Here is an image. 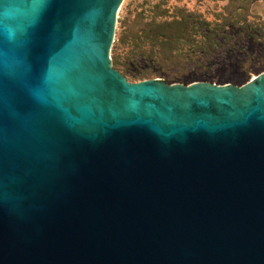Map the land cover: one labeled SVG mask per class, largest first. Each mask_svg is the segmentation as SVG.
Wrapping results in <instances>:
<instances>
[{
  "label": "water",
  "instance_id": "95a60500",
  "mask_svg": "<svg viewBox=\"0 0 264 264\" xmlns=\"http://www.w3.org/2000/svg\"><path fill=\"white\" fill-rule=\"evenodd\" d=\"M125 0H0V264H264V72L130 81Z\"/></svg>",
  "mask_w": 264,
  "mask_h": 264
},
{
  "label": "rangeland",
  "instance_id": "374dc122",
  "mask_svg": "<svg viewBox=\"0 0 264 264\" xmlns=\"http://www.w3.org/2000/svg\"><path fill=\"white\" fill-rule=\"evenodd\" d=\"M132 1L125 0L121 7L115 42L119 40L121 21L127 17ZM158 1L162 2L167 18L177 13L179 8H186L209 21H226L227 25L226 35L213 54L191 62L175 59L178 66L166 65V69H161V76L153 79H163L169 84L211 82L241 86L264 72V0H153L155 3ZM136 13L133 8L129 16L132 24ZM143 68L159 69L155 64L147 63L135 70Z\"/></svg>",
  "mask_w": 264,
  "mask_h": 264
},
{
  "label": "trees",
  "instance_id": "16d2710c",
  "mask_svg": "<svg viewBox=\"0 0 264 264\" xmlns=\"http://www.w3.org/2000/svg\"><path fill=\"white\" fill-rule=\"evenodd\" d=\"M133 8L137 11L134 24L139 22L135 26L129 17ZM165 16L161 1L133 0L130 3L127 17L121 21L119 40L112 50L114 66L130 80L161 76V69H166V65L178 66L175 59L191 62L211 55L226 35V21H209L186 8H179L170 18ZM147 63L159 69L135 70Z\"/></svg>",
  "mask_w": 264,
  "mask_h": 264
}]
</instances>
